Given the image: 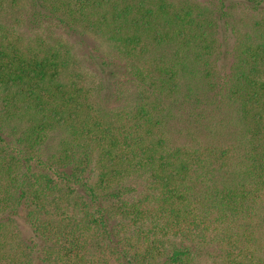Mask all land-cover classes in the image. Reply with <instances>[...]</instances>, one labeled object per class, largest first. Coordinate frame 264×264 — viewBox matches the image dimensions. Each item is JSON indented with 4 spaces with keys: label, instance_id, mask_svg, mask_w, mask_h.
<instances>
[{
    "label": "trees",
    "instance_id": "1",
    "mask_svg": "<svg viewBox=\"0 0 264 264\" xmlns=\"http://www.w3.org/2000/svg\"><path fill=\"white\" fill-rule=\"evenodd\" d=\"M197 1L0 0V264H264V0Z\"/></svg>",
    "mask_w": 264,
    "mask_h": 264
},
{
    "label": "rangeland",
    "instance_id": "2",
    "mask_svg": "<svg viewBox=\"0 0 264 264\" xmlns=\"http://www.w3.org/2000/svg\"><path fill=\"white\" fill-rule=\"evenodd\" d=\"M199 4L203 2V0L197 1ZM247 12L238 9L237 13L235 14L233 18V23H235L238 26V29L241 30V32L244 34L246 33L245 26L242 22V19H247ZM4 23L10 24L11 19L9 18H2L0 19ZM0 21V22H1ZM59 34V36L62 38V41L68 49L70 50L71 54L75 57L76 63L75 67H77V71H82L90 79V82H95L96 79L93 77L94 73H92L93 68L92 65L89 62V52L91 50H107V44L104 42V38H98L95 35H90L84 32H65L58 29L54 30ZM83 33V34H81ZM219 46H218V68L222 73H226L230 71V67L232 63L234 62V54H235V37L232 33L231 27H228L224 22H220L219 27ZM106 49V50H105ZM79 69V70H78ZM61 135L57 134L54 136V139L52 138L49 141V148L48 146L45 147L44 152L48 153L49 149L51 150L52 147H56L59 138Z\"/></svg>",
    "mask_w": 264,
    "mask_h": 264
}]
</instances>
